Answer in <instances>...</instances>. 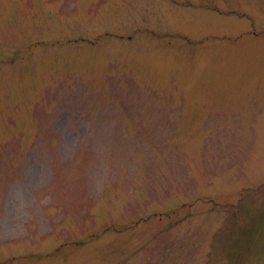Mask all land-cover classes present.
I'll list each match as a JSON object with an SVG mask.
<instances>
[{"label":"rangeland","instance_id":"374dc122","mask_svg":"<svg viewBox=\"0 0 264 264\" xmlns=\"http://www.w3.org/2000/svg\"><path fill=\"white\" fill-rule=\"evenodd\" d=\"M0 264H264V0H0Z\"/></svg>","mask_w":264,"mask_h":264}]
</instances>
